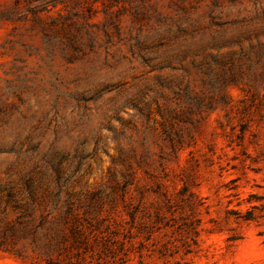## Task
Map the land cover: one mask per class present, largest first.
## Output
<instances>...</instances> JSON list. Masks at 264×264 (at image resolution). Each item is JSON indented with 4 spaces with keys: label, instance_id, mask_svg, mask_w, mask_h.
Segmentation results:
<instances>
[{
    "label": "rangeland",
    "instance_id": "1",
    "mask_svg": "<svg viewBox=\"0 0 264 264\" xmlns=\"http://www.w3.org/2000/svg\"><path fill=\"white\" fill-rule=\"evenodd\" d=\"M0 264H264V0H0Z\"/></svg>",
    "mask_w": 264,
    "mask_h": 264
}]
</instances>
